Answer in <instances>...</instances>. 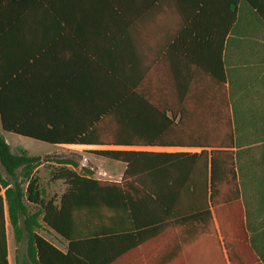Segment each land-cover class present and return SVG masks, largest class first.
<instances>
[{
	"label": "trees",
	"instance_id": "trees-1",
	"mask_svg": "<svg viewBox=\"0 0 264 264\" xmlns=\"http://www.w3.org/2000/svg\"><path fill=\"white\" fill-rule=\"evenodd\" d=\"M150 1L179 4L189 25L211 16L219 21L214 31L224 27V34L244 7L247 15L264 21V0ZM33 3L0 0V35ZM117 10L123 14L122 6ZM250 23L253 28L255 21ZM216 32L209 43L202 41L200 48L209 59L199 72L175 71L171 65L164 72L155 66L131 74L119 62L111 73L115 86L104 92L97 116L73 137L40 130L27 135L4 103L0 87L4 132L50 145L102 147L91 154L126 165L116 183L95 179L89 171L81 174L76 161L63 159L52 175L66 186L56 203L42 197L34 177L42 158L24 151L14 154L0 133L2 244L8 221L16 243L26 241L30 264H102L100 256L109 248L101 245L110 243L112 226H128L137 235L165 231L166 240L199 242L197 248L182 249L199 257L192 255L190 264H264V220L255 222L243 208L238 173L242 137L239 120L231 115ZM250 138L264 143V135ZM112 215H120L122 222H110ZM41 224L67 242V250L40 236Z\"/></svg>",
	"mask_w": 264,
	"mask_h": 264
},
{
	"label": "crops",
	"instance_id": "crops-1",
	"mask_svg": "<svg viewBox=\"0 0 264 264\" xmlns=\"http://www.w3.org/2000/svg\"><path fill=\"white\" fill-rule=\"evenodd\" d=\"M119 6L124 9L122 15ZM181 13L177 3L152 5L150 0H34L14 26L0 35L4 103L27 135L37 130L59 137L79 135L97 116L104 92L115 86L111 73L119 62H124L131 74L155 66L164 72L171 65L175 71L197 72L209 59L200 46L202 41L212 40L214 23L219 21L208 16L189 25ZM224 32L223 27L216 38L223 47L221 61L231 115L239 120L242 137L238 150L241 198L245 216L249 214L256 222L264 220V143L251 142L250 137L264 135V21L247 15L244 7L232 28ZM0 133H6L1 119ZM7 134L54 149H103L50 145ZM122 165L110 172L111 182L122 180L126 169ZM109 219L122 222L120 215ZM126 227L112 226L110 243L101 245L109 248L104 258L100 256L102 264H182L184 259L190 264L192 255L199 259L195 252L182 250L197 248L199 242L166 240L162 238L165 231L137 235ZM38 233L67 250L68 243L44 224ZM0 264H30L26 241L16 243L8 221L4 244L0 237Z\"/></svg>",
	"mask_w": 264,
	"mask_h": 264
},
{
	"label": "rangeland",
	"instance_id": "rangeland-1",
	"mask_svg": "<svg viewBox=\"0 0 264 264\" xmlns=\"http://www.w3.org/2000/svg\"><path fill=\"white\" fill-rule=\"evenodd\" d=\"M4 137L14 154L26 150L29 155L40 156L42 158V164L39 166L40 168L37 172H35L34 177L38 181L39 191L42 192L44 199L50 200L54 196L53 198L56 203L59 202L64 186L62 182L53 181L52 175L60 169L61 165L59 162L63 159H73L79 164L78 172L86 174L89 171L93 178L102 181H111L112 177L110 176V172L120 169L123 166L120 163L97 157L91 154L89 150L80 148L54 149L50 146L21 139L7 133H5ZM3 175L6 177L4 173Z\"/></svg>",
	"mask_w": 264,
	"mask_h": 264
}]
</instances>
